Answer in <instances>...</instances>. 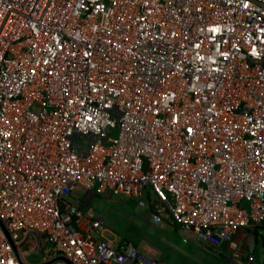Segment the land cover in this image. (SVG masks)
<instances>
[{
    "label": "built area",
    "instance_id": "2783aa9c",
    "mask_svg": "<svg viewBox=\"0 0 264 264\" xmlns=\"http://www.w3.org/2000/svg\"><path fill=\"white\" fill-rule=\"evenodd\" d=\"M78 185L239 260L264 220V0H0V264H164L99 236Z\"/></svg>",
    "mask_w": 264,
    "mask_h": 264
},
{
    "label": "crops",
    "instance_id": "0c3cea01",
    "mask_svg": "<svg viewBox=\"0 0 264 264\" xmlns=\"http://www.w3.org/2000/svg\"><path fill=\"white\" fill-rule=\"evenodd\" d=\"M97 192L99 191L86 189L83 186L78 185L71 192L69 198L72 202L80 206L87 214L101 217L103 228L98 232V235L110 239L116 245H120L123 241H128L138 246L149 244L153 248V252L157 258L164 264H216L217 261H223L222 259L232 261L234 264H256L257 262L260 263L262 259L264 262V237L261 246L262 249L258 245V237L264 236V220L255 226L245 228V247L240 259L236 261L231 256L230 249L226 244L219 249L213 250L211 247L202 245L193 239L183 241L176 224L170 219L164 207L158 204H153L152 202L143 206L147 208L144 218L150 221L152 225L157 224L159 234H156L150 242L141 240L131 241L124 237L120 238L110 230L109 226H111V223L106 222L105 216L93 214L86 209L91 204L93 198L97 195ZM155 211H158L161 215L160 220L157 222L153 221L149 216V214ZM179 236L181 241L185 243L184 245L189 243L188 247L184 248V250L179 248ZM30 261L29 264H40L38 258H31Z\"/></svg>",
    "mask_w": 264,
    "mask_h": 264
},
{
    "label": "rangeland",
    "instance_id": "374dc122",
    "mask_svg": "<svg viewBox=\"0 0 264 264\" xmlns=\"http://www.w3.org/2000/svg\"><path fill=\"white\" fill-rule=\"evenodd\" d=\"M79 138L88 141L86 136H81ZM93 190L96 191L95 188H93ZM86 209L93 214L105 216L106 222L111 223V226H109L110 230L120 238L124 237L131 241L141 240L150 242L156 234H159L157 224L152 225L150 221L144 218L147 208L137 206L134 199L115 196L107 192H97V195ZM263 237L264 236L258 237V245L260 248L262 246ZM178 241L180 249L184 250V248L188 247L189 243L184 245L185 243L181 241L180 236L178 237ZM222 260L223 261H217L216 264H234L232 261L226 259ZM256 264H264L263 259L260 263L257 262Z\"/></svg>",
    "mask_w": 264,
    "mask_h": 264
},
{
    "label": "water",
    "instance_id": "95a60500",
    "mask_svg": "<svg viewBox=\"0 0 264 264\" xmlns=\"http://www.w3.org/2000/svg\"><path fill=\"white\" fill-rule=\"evenodd\" d=\"M0 226L2 227L3 231L5 232L6 237L10 240V236H9L8 230H7L6 226H5V223H4L1 219H0ZM16 252H17V251H16ZM17 256H18V260H19V262H20L21 264H28V263H26V262L20 257V255H19L18 253H17ZM57 259L64 260V261H66L68 264H71V263L68 261V259H67L65 256H63V255H58V256H56V257H54V258H52V259H50V260H48V261H46V262H44V263H42V264H47V263H50V262H52V261H54V260H57Z\"/></svg>",
    "mask_w": 264,
    "mask_h": 264
},
{
    "label": "trees",
    "instance_id": "16d2710c",
    "mask_svg": "<svg viewBox=\"0 0 264 264\" xmlns=\"http://www.w3.org/2000/svg\"><path fill=\"white\" fill-rule=\"evenodd\" d=\"M86 138H88V139H92V138H93V136H87Z\"/></svg>",
    "mask_w": 264,
    "mask_h": 264
}]
</instances>
